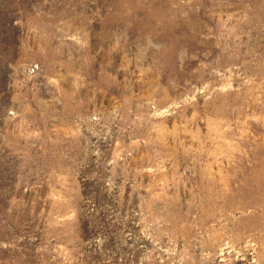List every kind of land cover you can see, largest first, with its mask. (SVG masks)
I'll use <instances>...</instances> for the list:
<instances>
[{
	"label": "rangeland",
	"instance_id": "rangeland-1",
	"mask_svg": "<svg viewBox=\"0 0 264 264\" xmlns=\"http://www.w3.org/2000/svg\"><path fill=\"white\" fill-rule=\"evenodd\" d=\"M0 264H264V0H0Z\"/></svg>",
	"mask_w": 264,
	"mask_h": 264
}]
</instances>
